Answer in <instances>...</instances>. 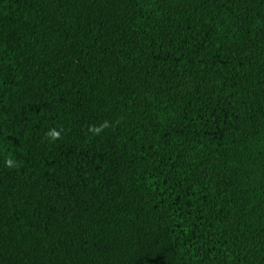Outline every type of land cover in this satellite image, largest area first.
Wrapping results in <instances>:
<instances>
[{"label":"trees","instance_id":"obj_1","mask_svg":"<svg viewBox=\"0 0 264 264\" xmlns=\"http://www.w3.org/2000/svg\"><path fill=\"white\" fill-rule=\"evenodd\" d=\"M0 264H264V0H0Z\"/></svg>","mask_w":264,"mask_h":264},{"label":"clouds","instance_id":"obj_2","mask_svg":"<svg viewBox=\"0 0 264 264\" xmlns=\"http://www.w3.org/2000/svg\"><path fill=\"white\" fill-rule=\"evenodd\" d=\"M104 126H107V124H105ZM90 131H93V129H90ZM94 131H96L98 133L99 129H95ZM46 139L50 138L51 141H55L57 139H60V133L54 129L49 130L46 134H45ZM9 167H11V162H9ZM16 167H19V163L17 162Z\"/></svg>","mask_w":264,"mask_h":264}]
</instances>
